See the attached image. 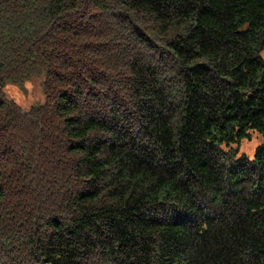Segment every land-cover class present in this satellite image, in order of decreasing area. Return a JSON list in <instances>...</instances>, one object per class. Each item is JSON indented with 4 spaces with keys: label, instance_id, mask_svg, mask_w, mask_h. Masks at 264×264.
I'll return each mask as SVG.
<instances>
[{
    "label": "trees",
    "instance_id": "trees-1",
    "mask_svg": "<svg viewBox=\"0 0 264 264\" xmlns=\"http://www.w3.org/2000/svg\"><path fill=\"white\" fill-rule=\"evenodd\" d=\"M263 51L264 0H0V264H264Z\"/></svg>",
    "mask_w": 264,
    "mask_h": 264
},
{
    "label": "rangeland",
    "instance_id": "rangeland-1",
    "mask_svg": "<svg viewBox=\"0 0 264 264\" xmlns=\"http://www.w3.org/2000/svg\"><path fill=\"white\" fill-rule=\"evenodd\" d=\"M264 54V51H263ZM6 94L16 100L24 107H28L31 103L38 100L41 97L39 79L33 78L28 80L25 84V89L19 88L14 84L6 85ZM262 139L261 135L257 132H252L249 139H242L238 146L241 151L251 152L253 147L260 142Z\"/></svg>",
    "mask_w": 264,
    "mask_h": 264
}]
</instances>
